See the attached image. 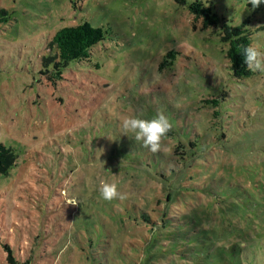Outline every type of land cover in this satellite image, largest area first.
I'll return each instance as SVG.
<instances>
[{
	"label": "rangeland",
	"instance_id": "374dc122",
	"mask_svg": "<svg viewBox=\"0 0 264 264\" xmlns=\"http://www.w3.org/2000/svg\"><path fill=\"white\" fill-rule=\"evenodd\" d=\"M192 1L0 0V141L17 154L0 173L1 264L9 250L51 249L54 238L77 249L83 188L93 197L102 181L117 183L127 198L101 205L121 208L140 201L147 186L161 188L152 174L161 171L154 158L163 151L123 135L126 116L168 117L164 142L182 141L204 162L191 166L184 182L200 170V182L212 178L209 190L220 182L221 196L252 193L264 202V73L235 77L220 25L203 28ZM203 1L229 23L245 22L252 45L264 52V3L253 9L248 0ZM83 19L102 26L104 38L89 58L57 69L49 59L54 33ZM64 190L80 204H67ZM197 196L198 204L210 198ZM221 207L203 220L220 230L244 224L234 205L223 200ZM238 237L235 231L230 239Z\"/></svg>",
	"mask_w": 264,
	"mask_h": 264
},
{
	"label": "trees",
	"instance_id": "16d2710c",
	"mask_svg": "<svg viewBox=\"0 0 264 264\" xmlns=\"http://www.w3.org/2000/svg\"><path fill=\"white\" fill-rule=\"evenodd\" d=\"M189 8L194 20H200L203 28L220 25L221 39L228 44L227 57L233 75L243 78L252 74L244 63L243 55V47L252 45L251 30L246 23H229L203 0H193ZM105 33L102 26L93 25L87 19L61 26L50 41L54 50L49 59L54 61L57 69H61L71 61L89 58L92 46L102 40ZM164 144L169 150L163 151L161 158H154L160 163L161 171L159 175L152 174L162 183L161 188L158 183L147 186L149 193L141 195L140 201L128 199L124 208L114 203L103 206L101 202L104 199L99 190L96 191L98 195L92 197L83 188L82 196L88 199L81 202V211L77 209L83 226L81 236L77 238V249L68 251L62 245L63 241L54 238L51 249L45 245L30 253H13L9 250L5 254V263L264 264V202L256 201L252 193L239 197L229 190L221 196L216 188L220 187V182L212 184L209 190L212 178L205 177L200 182V170L188 176V179L192 178L191 181L184 182L190 167L204 162L194 156L195 151H189L187 144L182 141L173 147ZM16 158L15 150L0 141V173H6ZM182 167L185 173L183 171V177L179 175L175 193L171 191V181ZM70 189H74L72 184ZM179 192L185 198V205L182 204ZM63 194L67 204L70 200L80 204L78 197L68 195L67 190ZM201 194L210 195V198L198 204L197 195ZM223 200L234 205L235 213L242 214L243 225L233 229L231 224L220 230L222 226H218L216 221L212 224V216L216 211L219 213L216 204L222 209ZM207 206L211 208L209 211L206 210ZM256 213L258 219L254 218ZM71 215L72 212H67V217ZM205 216H211L212 219L205 222ZM98 221L102 228L97 225ZM235 231L239 237L230 239Z\"/></svg>",
	"mask_w": 264,
	"mask_h": 264
},
{
	"label": "clouds",
	"instance_id": "9594fccd",
	"mask_svg": "<svg viewBox=\"0 0 264 264\" xmlns=\"http://www.w3.org/2000/svg\"><path fill=\"white\" fill-rule=\"evenodd\" d=\"M248 3L252 5L253 9H256L264 3V0H248ZM243 55L244 63L249 71L264 73V52L256 46L248 45L243 47ZM121 128L123 135L132 134L135 141L141 142L142 146L148 148L152 153L167 152L169 150L164 141L172 129V124L162 112L157 113L151 119L126 116L121 120ZM99 192L106 201L127 198L125 194L118 190V185L115 182L102 181ZM68 203L70 205L78 204L75 200H70Z\"/></svg>",
	"mask_w": 264,
	"mask_h": 264
}]
</instances>
